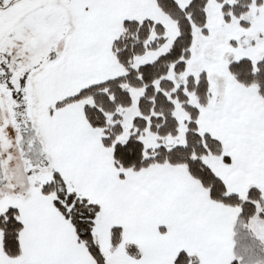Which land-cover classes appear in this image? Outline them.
I'll list each match as a JSON object with an SVG mask.
<instances>
[{
  "label": "snow or ice",
  "instance_id": "1",
  "mask_svg": "<svg viewBox=\"0 0 264 264\" xmlns=\"http://www.w3.org/2000/svg\"><path fill=\"white\" fill-rule=\"evenodd\" d=\"M0 264H264V0H0Z\"/></svg>",
  "mask_w": 264,
  "mask_h": 264
}]
</instances>
